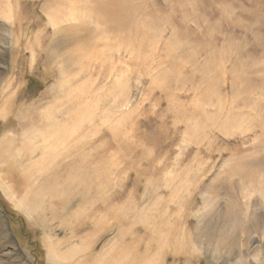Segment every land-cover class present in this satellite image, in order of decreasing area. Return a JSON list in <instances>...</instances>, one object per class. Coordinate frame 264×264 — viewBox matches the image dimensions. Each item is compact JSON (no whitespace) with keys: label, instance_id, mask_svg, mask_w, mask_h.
<instances>
[{"label":"rangeland","instance_id":"374dc122","mask_svg":"<svg viewBox=\"0 0 264 264\" xmlns=\"http://www.w3.org/2000/svg\"><path fill=\"white\" fill-rule=\"evenodd\" d=\"M118 1L0 0V264H264V0Z\"/></svg>","mask_w":264,"mask_h":264},{"label":"bare ground","instance_id":"6f19581e","mask_svg":"<svg viewBox=\"0 0 264 264\" xmlns=\"http://www.w3.org/2000/svg\"><path fill=\"white\" fill-rule=\"evenodd\" d=\"M124 1H127L128 2L127 4H129V6L130 5H133L132 12L130 10H128L126 13H122L121 12V8H118V6H114V8L117 11L119 10L120 16H122L123 19L127 20L129 23H131L132 25H134L133 24V21H132L131 15L132 16L135 15V12L137 10L136 9L137 7L130 0H124ZM116 4H114V5H116ZM114 17H111V19H113ZM132 48H133V45L131 44L130 45V51H131ZM3 111H5V110H3ZM27 199H25V201L24 200H21L19 202V205L22 207L23 210H26V212H28L30 210L34 211L35 210L34 209V204H31V202L28 201ZM34 199H36V198H34ZM122 238H124V237L122 236ZM118 241H120L119 238H117L116 241H114V243L111 244L106 250H103L101 252V254L99 253V255L96 256L95 259L90 264H164L163 261H161V258L158 259V256H157L158 254L156 255L157 258H156V256H155L154 259H152L153 257L150 258L149 255H148V253H147L148 252L147 249L144 252L146 254H143V253L141 254L143 260H140L141 259V255L138 254V250H136L137 247H134V244L133 243H129V241H128L127 243L124 244V247L123 246L121 247V245L118 244ZM149 247H150V245H149ZM49 248H50V251H49V259L52 260V261H54V262H56L57 264H70L69 262L66 261V260H70L68 257H70L71 254L74 255V253H76V252H78V253H81L82 252V249L81 248H75L74 247V251L73 250H70L67 253H64V254H60L59 253L60 255H58L57 254L58 251L55 248V245L53 246V243H50ZM175 249L177 250L178 248L176 247ZM174 253H177V252L174 251ZM238 254H240V257H241V260H242L243 259L242 258V253H238ZM90 260H92V258H90V256H89V257L83 258L82 260H80L77 263H72V264H88V262H90ZM238 263L239 262H237L236 264H238Z\"/></svg>","mask_w":264,"mask_h":264}]
</instances>
